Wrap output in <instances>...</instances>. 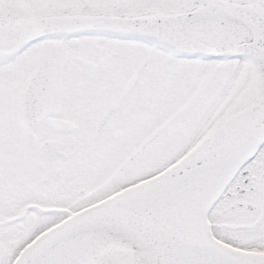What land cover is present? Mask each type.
<instances>
[{
    "label": "snow or ice",
    "instance_id": "obj_1",
    "mask_svg": "<svg viewBox=\"0 0 264 264\" xmlns=\"http://www.w3.org/2000/svg\"><path fill=\"white\" fill-rule=\"evenodd\" d=\"M0 264H264V0H0Z\"/></svg>",
    "mask_w": 264,
    "mask_h": 264
}]
</instances>
